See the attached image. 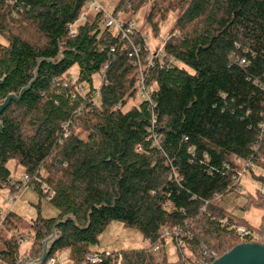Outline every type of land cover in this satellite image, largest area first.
Wrapping results in <instances>:
<instances>
[{"label":"trees","instance_id":"trees-1","mask_svg":"<svg viewBox=\"0 0 264 264\" xmlns=\"http://www.w3.org/2000/svg\"><path fill=\"white\" fill-rule=\"evenodd\" d=\"M88 1L0 0V103L37 70L0 113V186L20 190L7 166L14 159L39 179L42 197V182L54 191L59 211L30 221L9 211L0 259L18 264L29 239L26 254L37 261L54 232L44 264L63 251L72 264L92 253L101 255L96 264H183L181 253L176 263L157 260L167 236L195 257L263 243L262 228L218 198L236 189L238 160L264 169V0H153L148 20L156 34L171 11H183L151 66L143 34L129 35L141 47L154 107L133 104L140 69L130 41L100 27L102 12L78 21ZM147 1L119 0L113 15L135 14ZM74 66V82L64 86ZM96 73L105 75L100 86ZM248 169L261 182L250 203L264 210V176ZM113 221L142 231L150 247L93 251ZM233 225L256 235L241 236Z\"/></svg>","mask_w":264,"mask_h":264},{"label":"rangeland","instance_id":"rangeland-1","mask_svg":"<svg viewBox=\"0 0 264 264\" xmlns=\"http://www.w3.org/2000/svg\"><path fill=\"white\" fill-rule=\"evenodd\" d=\"M119 0H91V3H96L105 14H113ZM153 0H148L140 10L135 14L119 13L121 21L131 19L135 23V29L140 31L146 37V43L150 51L155 52L161 46L163 38L159 37L161 34L164 38L167 37L169 31L175 25L177 19L181 16L183 11L178 9L171 11L168 18L159 24V33L156 34L152 25L149 23L148 17L153 6ZM87 12L88 17L80 18L78 21H94L97 11L94 9L88 10V6L83 9ZM105 20L102 19L99 24L101 28H105ZM114 33H117L114 30ZM0 43H6L3 37L0 36ZM77 66H74L70 72L75 75ZM96 86H100L99 80L95 79ZM141 101L138 96L133 104H138ZM132 105V102L129 106ZM128 106V107H129ZM82 136H85L82 134ZM8 168L11 170L13 181H23L25 171L22 165L16 160L11 159L7 163ZM254 174L264 176V169L255 167ZM261 182L257 180L253 173L247 170L239 181V186L235 190L224 194L218 198L220 207L230 211L236 217L244 218L254 226L262 228L264 223V210L260 207L254 206L250 203L252 197H257V190L260 189ZM10 196L16 200L15 204H8L6 199ZM9 211L17 213L19 216L30 221L37 217L40 211L43 217L51 218L56 217L59 213L58 209L52 204L48 197H42L34 188L21 189L12 192L8 186H0V213L1 216L6 215ZM263 231V228H262ZM256 242V241H255ZM151 242L146 238L142 231L135 228L126 227L120 221H113L110 226L100 235V242L92 246L93 251H119L118 249L131 250L143 249L150 247ZM30 246L29 239L22 242L20 252L25 254ZM111 247L112 250H106ZM154 254L159 261H166L168 263H176L180 259L179 248L172 236H167L164 243L158 244L154 250ZM60 264H72L67 257L65 251L58 255ZM0 264H8L0 259Z\"/></svg>","mask_w":264,"mask_h":264},{"label":"built area","instance_id":"built-area-1","mask_svg":"<svg viewBox=\"0 0 264 264\" xmlns=\"http://www.w3.org/2000/svg\"><path fill=\"white\" fill-rule=\"evenodd\" d=\"M88 6V10L94 9L97 12H102L101 8L96 4V3H91V0H89L87 2V4L85 5V7ZM121 13V12H119ZM119 13L117 15H113V14H105L104 15V20L105 22V27L109 28L110 31L114 32V30L117 31L118 34H121L122 37L124 39H127L130 41L131 43V47H132V55L135 57V61L139 66L140 72L138 75V94L141 100L143 101H147L151 104L152 107H154L156 105L155 100L152 96V88L150 86L147 85L146 83V78H147V70L145 69V66L142 64L141 62V47L139 45L134 44L130 39H129V35L134 32V31H138L135 29V23L133 21H121L119 19ZM88 14L87 12H85L84 10L81 12L79 19L80 18H86L87 19ZM70 29H72L74 27V24H70ZM159 37L163 38V42L161 43V46H159L158 49H156L155 52L150 51L147 43H146V37H144V41H145V46L146 48L149 50V55L147 56L146 60L149 62L148 65H152V60L154 57L160 56L162 55V51H163V47L167 41V39L169 38V36L167 37H163L161 34H159ZM94 78L99 80L100 84L103 83L105 81V75L104 74H100V73H96L94 75ZM75 79V75H71L70 79L68 80V82H64L63 85L66 86L68 83L71 84L74 82ZM75 95H73L74 97ZM67 135V134H66ZM238 162L241 164V169L234 175V184L236 185V187L239 186V181L241 179V177L243 176V174L249 170L248 168H255L254 164L251 163L250 161H240L238 160ZM36 181H39L38 178H35L34 180H32L28 175H24V180L22 181L21 184L16 185L17 188L21 189H27V188H34V184ZM41 187L42 189L47 193V196L49 199H52L54 196V191L50 190V188L48 187V185L44 182L41 183ZM6 202L8 204H14L16 203V200L13 198V196H10L6 199ZM1 214V213H0ZM4 216H0V225L2 220L4 219ZM234 228L236 229V231L241 235V236H247V235H256L255 232H253L252 230L241 226V225H233ZM166 234L170 235V232L167 231ZM176 235H178L176 233ZM178 246L180 249V253H181V258H182V262L183 264H211L213 263L215 260H217L220 256H218L215 252H209L208 250H204L203 251V257H195L192 254L187 253L186 248L184 247V242L182 239L178 240ZM106 256H112L113 255V251H109V252H105ZM101 261V255L99 253H92L89 254L87 256V260L85 262H83L82 264H96L98 262ZM121 261V255H119V263ZM46 264H60V262L58 261L57 257H52L50 258Z\"/></svg>","mask_w":264,"mask_h":264},{"label":"water","instance_id":"water-1","mask_svg":"<svg viewBox=\"0 0 264 264\" xmlns=\"http://www.w3.org/2000/svg\"><path fill=\"white\" fill-rule=\"evenodd\" d=\"M37 76V70L35 72V78L24 88H22L19 94L9 95L2 103H0V113L9 105L12 100H19L22 95L32 86ZM3 83V79H0V85ZM2 130V124L0 123V132ZM263 235H264V223H263ZM57 233L54 232L52 236L44 241V249L37 261L31 260L29 257L26 261L20 260L18 264H44L50 247L56 238ZM211 264H264V242L259 243L255 241L243 242L236 245L229 252L220 256Z\"/></svg>","mask_w":264,"mask_h":264},{"label":"crops","instance_id":"crops-1","mask_svg":"<svg viewBox=\"0 0 264 264\" xmlns=\"http://www.w3.org/2000/svg\"><path fill=\"white\" fill-rule=\"evenodd\" d=\"M15 204V203H14ZM111 225V224H110ZM109 225V226H110ZM106 250H112L111 249V247H109V248H107ZM119 251L121 250V249H118ZM123 250V249H122ZM97 252H99V251H97ZM66 254H67V252H66ZM58 258V257H57ZM28 259V256H27V254L25 253V254H23L22 255V259L21 260H24V261H26Z\"/></svg>","mask_w":264,"mask_h":264}]
</instances>
